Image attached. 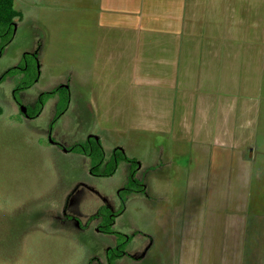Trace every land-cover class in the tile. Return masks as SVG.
Listing matches in <instances>:
<instances>
[{"label": "rangeland", "instance_id": "rangeland-1", "mask_svg": "<svg viewBox=\"0 0 264 264\" xmlns=\"http://www.w3.org/2000/svg\"><path fill=\"white\" fill-rule=\"evenodd\" d=\"M15 7L24 17L0 56V76L27 51L40 48L41 62L33 63L29 73L0 83V264H88L95 255L104 258L105 248L117 242L114 234L97 232L94 225L78 232L52 217L70 195L87 187L92 189L82 197L86 213L99 205L96 192L119 205L118 191L127 181L130 163L120 161L113 175L93 174L89 157L50 142L49 130L64 145L96 133L107 156L120 145L138 158L137 177L145 178L147 193L131 196L113 227L131 234V246L136 245L137 254L125 256L122 264H264V166L257 157L250 202L245 204L249 212L237 199L245 180H230L229 172L216 180L202 179L198 187L190 139L169 146L170 161L163 154L169 133L113 128L111 111L118 95L109 89L111 83L103 88L110 114L101 123L92 112L89 94L96 79L101 0H15ZM34 78L32 87L18 93L20 101L25 92L34 97L70 78V107L57 108L51 98L40 115L20 117L15 87ZM212 151L221 154L217 146ZM261 158L264 163V154ZM206 165L200 164L197 174ZM213 165L217 172L226 168L225 163ZM206 181L208 186L217 182L216 190L210 186L204 191ZM245 214L248 227H243Z\"/></svg>", "mask_w": 264, "mask_h": 264}, {"label": "crops", "instance_id": "crops-1", "mask_svg": "<svg viewBox=\"0 0 264 264\" xmlns=\"http://www.w3.org/2000/svg\"><path fill=\"white\" fill-rule=\"evenodd\" d=\"M98 13L89 94L98 120L110 114L109 82L115 130L169 133L170 161L169 146L190 139L198 187L229 172L245 180L237 199L249 212L255 158L264 166V0H101ZM216 162L225 170L215 171ZM207 182L202 189L215 191L217 182Z\"/></svg>", "mask_w": 264, "mask_h": 264}, {"label": "flooded vegetation", "instance_id": "flooded-vegetation-1", "mask_svg": "<svg viewBox=\"0 0 264 264\" xmlns=\"http://www.w3.org/2000/svg\"><path fill=\"white\" fill-rule=\"evenodd\" d=\"M18 10H20V9H18ZM23 17H24V15L22 13L21 17H16V19L13 21V32H12L11 37H9L8 39H5L3 35H0V56L3 55L8 44H10V42L14 39V36H15L17 29L19 27V22H21L23 20ZM40 62H41L40 61V48H38L34 51H27L26 53H24L20 63L16 64L15 66L10 67L0 76V83L2 82V80L7 79L9 77L21 76V74H24V72H27L28 67L32 66L33 63H39L40 64ZM38 75L39 74L37 73V75L35 77L37 78ZM70 80L71 79L69 78V79H67V81L62 82L60 85H56L52 89L41 91V92H39V94L34 95V97L32 95H30L29 93L25 92L22 94V96L24 97L23 101H20L18 99V93L27 91V89L32 87L37 80H35V78H34L33 80H31V84L28 86L26 85V82H24V84H23V82L17 84V86L15 87L14 95H15V98L17 99V102L19 103V107H20L19 115H20V117L34 118V117L40 115L45 108L47 100H49L51 98H55V106L57 108L59 107V108H63L65 110H67L70 107L71 102L73 101L72 100L73 99V91L71 89ZM58 87L64 88L65 91L61 89V90L53 93L50 97H47L45 99L42 98V95L45 92L54 91V89H57ZM60 91H64L65 92L64 95ZM64 96L66 98H64ZM62 100H63L64 104H62L63 106H60ZM92 112H93V109H92ZM59 114L60 113H58V112L56 113V115L53 119V122H55L57 120V117ZM48 134L50 135V142L60 145L66 151H70V150L76 151V152L82 153L84 155H87V154L73 149L75 144H81V142H84L86 139H89L90 137H96L97 139L102 140L100 135H98L96 133H91L90 135H88L86 138H84L82 140L79 139V140L72 142L68 145H64L60 141L52 138L50 130H49ZM103 147H104L105 158H104V162L102 163V165L106 164L107 161L111 158L115 148L121 147V146L117 145L113 149L110 156H107L104 144H103ZM87 156L89 157V160H90L91 172L93 174H97V175H106V174H103L101 171H94L92 160H91L89 155H87ZM138 163H140V162H138ZM130 167H131V171L128 175L127 181L124 184V186H122L118 191L119 198H120L119 205L116 204L111 199L110 200L107 199L102 193H98V195H97V192H96V193H94V194H96L95 196H98V198H100V202L98 203L99 205H98L96 211L91 212V213L90 212L86 213L83 206L87 203L85 201L83 202L82 197L84 194L85 195L88 194V189L89 190L92 189L91 187H87V188L83 189L84 191L82 193H79L76 196L70 195L68 197V200L66 201V203L61 205V208L59 209L60 212H58L57 209H55V211H54L57 213H56V215L54 213L53 216H55V217L57 216L58 220H60V221H57V218L55 219V217H52V218L57 223L58 222L60 224L66 223V225H68V228H75V226H76L78 228V229L76 228L78 232H81V231L83 232V230L85 228H90L92 225H94V229L97 232L111 233L117 237V242L114 245H109L105 248L104 258L100 257L99 255H95L94 257H91L88 264H122L121 260L125 256H131V255L137 254L134 251V248L136 247V245L131 246V240H132L131 234L120 231V230H115L113 228L118 217L120 216V214L123 213V211H125L128 199L131 196H134L137 194L146 195L145 193H147L148 185L145 181V178L143 180L141 178V176L137 177V170L136 169H139L141 167V165L139 168H133L132 165L130 164ZM133 170L135 171L136 177L138 179H140L143 183H145L146 187H145L144 191H134V189L129 186V182L133 178V176H132ZM114 173H112L110 175H113ZM80 187L81 186H79V189H80ZM85 189H86V192H85ZM122 238H123V240H122Z\"/></svg>", "mask_w": 264, "mask_h": 264}, {"label": "trees", "instance_id": "trees-1", "mask_svg": "<svg viewBox=\"0 0 264 264\" xmlns=\"http://www.w3.org/2000/svg\"><path fill=\"white\" fill-rule=\"evenodd\" d=\"M21 16L22 12L15 7V0H0V35H3L5 39L11 37L13 32V21L16 17ZM30 67L27 69L28 73L30 72ZM36 75L37 74H35V76ZM30 84L31 81L26 83L27 86ZM61 89L64 90V88L58 87L57 89H54V91H47L42 95V98L45 99L50 97L53 93ZM64 98L66 97L64 96ZM2 111L3 108L0 106V113H2ZM73 149L89 155L92 160L94 171H101L106 175L114 173L117 170L120 161H128L133 168H137L138 166V158L129 156L121 147H116L111 158L106 164L102 165L105 158L103 142L96 137H90L84 142H81V144H75ZM132 176L133 178L130 180L129 186L132 187L134 191H144L146 187L145 183L136 177L134 170Z\"/></svg>", "mask_w": 264, "mask_h": 264}]
</instances>
